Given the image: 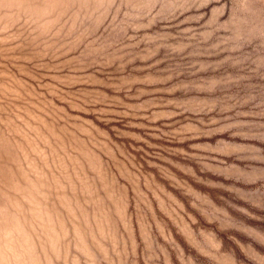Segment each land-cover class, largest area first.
I'll use <instances>...</instances> for the list:
<instances>
[{
	"label": "rangeland",
	"instance_id": "1",
	"mask_svg": "<svg viewBox=\"0 0 264 264\" xmlns=\"http://www.w3.org/2000/svg\"><path fill=\"white\" fill-rule=\"evenodd\" d=\"M0 264H264V0H0Z\"/></svg>",
	"mask_w": 264,
	"mask_h": 264
}]
</instances>
